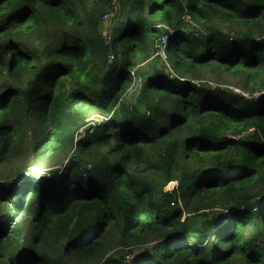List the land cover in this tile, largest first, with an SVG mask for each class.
I'll return each instance as SVG.
<instances>
[{"label":"trees","instance_id":"16d2710c","mask_svg":"<svg viewBox=\"0 0 264 264\" xmlns=\"http://www.w3.org/2000/svg\"><path fill=\"white\" fill-rule=\"evenodd\" d=\"M0 164V264H264V0H0Z\"/></svg>","mask_w":264,"mask_h":264},{"label":"rangeland","instance_id":"374dc122","mask_svg":"<svg viewBox=\"0 0 264 264\" xmlns=\"http://www.w3.org/2000/svg\"><path fill=\"white\" fill-rule=\"evenodd\" d=\"M184 22L187 23L189 22V18H185ZM160 55L162 56L163 60L166 59L165 57V48L160 49ZM218 74V75H217ZM199 78L201 81H206V84L210 86L211 88L216 87L218 85L221 86H226L229 85V87L234 90L237 94H239L242 98L249 100V95L247 94L244 89L241 87H237L234 85L235 83L240 84L241 79L239 77H233L231 74L227 75L221 69H217L216 66L212 68H205L204 70L199 73ZM137 88V83L134 82L130 89L128 90V98L132 99L131 96L135 93ZM251 96V95H250ZM94 122L101 120L100 117H95L93 118ZM89 123H92V121H88ZM87 126H82L80 130H82V133H84L85 129ZM80 130L75 134V138H79L80 135ZM84 136V134L82 135ZM74 154V148H70L67 152H56L55 156L53 157H42L40 159H37L35 157H32L31 155H28V163L31 167L30 169L32 171H36L37 175L36 177L40 175H44L45 173L49 172L51 169L55 168H63L64 165H67L66 163L68 162L69 158ZM15 168L14 167H4L2 164H0V180L7 182L10 178V173L13 171Z\"/></svg>","mask_w":264,"mask_h":264},{"label":"built area","instance_id":"2783aa9c","mask_svg":"<svg viewBox=\"0 0 264 264\" xmlns=\"http://www.w3.org/2000/svg\"><path fill=\"white\" fill-rule=\"evenodd\" d=\"M167 44H168V37L167 36H163L161 39H160V43L158 44V46H157V48L159 49V52H160V49L161 48H165L166 46H167ZM258 94L255 96L256 98H258ZM81 135H83V133H82V130H80V135L79 136H81Z\"/></svg>","mask_w":264,"mask_h":264},{"label":"clouds","instance_id":"9594fccd","mask_svg":"<svg viewBox=\"0 0 264 264\" xmlns=\"http://www.w3.org/2000/svg\"><path fill=\"white\" fill-rule=\"evenodd\" d=\"M187 18H189V17H187ZM160 53V52H159Z\"/></svg>","mask_w":264,"mask_h":264}]
</instances>
